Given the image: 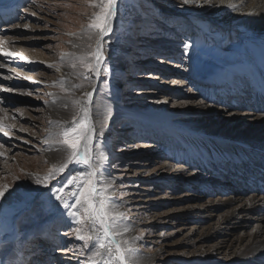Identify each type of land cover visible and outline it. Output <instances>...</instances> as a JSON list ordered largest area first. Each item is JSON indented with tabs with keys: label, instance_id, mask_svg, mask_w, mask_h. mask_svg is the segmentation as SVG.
<instances>
[{
	"label": "rangeland",
	"instance_id": "obj_1",
	"mask_svg": "<svg viewBox=\"0 0 264 264\" xmlns=\"http://www.w3.org/2000/svg\"><path fill=\"white\" fill-rule=\"evenodd\" d=\"M0 8L4 9L2 13L9 10V13H15L8 22L0 24V48L29 54L30 58L20 60L15 57L14 62L0 69L4 76L11 77L4 80L0 76V86L13 88L12 92H4L3 87H0V98H7L6 105L0 104V121L14 126L11 127V138L0 133V143L5 144V148L0 151L6 153L5 157H0V185L14 187L18 184L20 186L15 188L16 193L27 191L33 195L36 192L46 194L47 189L32 183L28 174L43 176L57 162L43 152H54L48 150L49 144L43 142L48 134V121H68L75 111L70 103L67 109L62 108L59 102L51 103L53 97L50 93H55L65 102L70 100L59 86H53V82L67 77L73 84H83V90L73 93L75 98H79L82 91L92 90L88 87L89 81L78 79L72 74L73 70L67 67L70 62L68 58L64 66L59 61L61 53L81 54L87 51L89 43L95 47V41H89L85 34L89 16L94 9L84 0H35V3L32 0H3ZM32 12L36 15L32 16ZM222 20L231 19H223L197 5H184L182 0H122L120 12L113 22L111 42L105 44L110 71L105 72L102 66L98 78L106 88L114 87L120 106L112 94L113 99L109 101L103 97L98 99L103 108L117 118L109 134L102 127L101 143L112 153L111 159L120 165L109 171L117 181L123 180L124 187L117 191L127 193L124 199L131 209V218L136 222L134 234L144 237L137 246L145 260L148 259L146 264H195L194 257L200 253H203L200 256L213 254L216 260L222 262L229 250L237 247L236 242L228 241L232 232H226L227 236L217 233L219 218L233 211L231 204L223 205L222 209L208 206L211 208L206 214L210 217L206 220H174L176 213L186 212L183 209L191 203L200 205L197 207L193 204L196 207L191 210L195 212L208 204L210 199L222 197L227 185L224 178H232L231 184L237 178L234 170L231 171L234 178L228 174L229 169L225 166L221 167L223 173H204L200 163L186 155L185 145L169 129L157 132L153 123L144 121L143 116L138 117L136 113L139 110L159 112L147 108L158 109L163 105L172 112L179 109L193 114L199 110L196 107H202L206 113L194 114V118L212 117L220 122L229 118L230 114L241 116L246 121L242 114L247 112L245 110L258 114L253 110L255 105L248 101L253 97H243L249 92H246L247 84L254 90H262V87L256 88L245 73L236 69L242 57L226 48V43L233 37V29L224 25ZM25 24L28 25L27 29ZM72 33L75 35H70ZM4 40H8V43L3 44ZM69 41L81 47L73 48ZM186 42L192 45L187 55L184 49ZM3 59L0 57V62ZM123 60L127 62L126 67L121 63ZM49 64L54 67H48ZM82 71V68L76 69L77 73ZM212 74H215L217 84H207ZM236 78L241 83L240 92L235 85L231 91L223 90L222 87L220 91L223 92L218 91L219 86L223 85L221 83L231 80L233 84ZM96 81L97 77L91 80L93 87ZM235 90L241 94L231 93ZM220 93L227 98L224 105L225 97L219 98ZM229 95L234 97L229 100ZM243 101H248L251 107H246ZM228 103L230 106H226ZM53 105L54 111L50 107ZM93 106L94 96L91 109ZM263 112L260 111V114ZM185 119L181 116L176 118L178 122L173 121L177 122L178 127H188ZM96 130L99 133L101 126H97ZM211 152L209 155L205 153L207 163L212 162L214 151ZM178 167L196 175L195 178L186 180L182 176L175 180V173L182 175ZM213 167L216 170L219 168L216 165ZM208 184L210 188H206ZM210 189H214V197L209 194ZM41 201L46 202L47 195L34 202L31 197L20 202L17 195L9 200L8 205L0 206V261L3 264L83 262L85 257L78 255L74 248L80 242L74 236L65 235L74 226L67 217L60 215L62 210L56 208V202L42 205ZM173 223L177 224L176 227ZM261 224L264 222L252 221L243 229L247 233L255 232ZM207 230L213 231V235L202 239L200 235ZM240 231V228L237 229L235 234ZM45 233L51 236L49 240L43 238L46 235L42 234ZM227 246H232V249L228 250ZM13 254L16 261H12ZM148 256L156 258L154 263H149ZM253 264L264 263L253 261Z\"/></svg>",
	"mask_w": 264,
	"mask_h": 264
},
{
	"label": "snow or ice",
	"instance_id": "obj_2",
	"mask_svg": "<svg viewBox=\"0 0 264 264\" xmlns=\"http://www.w3.org/2000/svg\"><path fill=\"white\" fill-rule=\"evenodd\" d=\"M32 2L35 3V0ZM84 2L94 9L89 16L85 34L89 41H95V47L93 48L89 43L87 51L81 54L61 53L59 63L64 66V61L68 58L70 62L67 67L73 70L72 74L78 79L89 81L88 87L92 89L91 80L99 77L102 66L105 72L110 71L106 62L105 44L111 42L113 22L120 12L122 0H84ZM2 3L3 0H0V6ZM182 3L200 7L227 4L230 8H236L231 0H182ZM31 15L35 16L36 13L32 12ZM24 27L27 29L28 25L25 24ZM105 37H108L107 41ZM3 43L7 44L8 41ZM68 43L73 48L81 47L72 41ZM191 47L190 43L184 44L185 55ZM17 56L20 60H26V57L18 53L0 48V57L4 58L3 62H0V69L14 62L13 58ZM48 67H54V65L49 64ZM77 68H82L84 71L77 73ZM0 76L4 80L11 79L10 76H4L2 73ZM261 78L264 80V72L261 73ZM53 86H59L67 94L66 98L70 100L65 102L55 93H50L49 95L53 97L51 103L59 102L64 109H67L70 103L75 111L68 121H48V134L43 142L49 144L48 150L56 153L57 162L53 163L43 176L28 174L29 180L39 188L47 189V193L36 192L34 195L27 191L16 193L15 188L20 185L17 184L14 187L0 185V206L8 205L9 200L17 195L20 197V202L27 201L29 197L34 202L39 197L47 195V201H41V204L51 205L53 201L56 202V208L62 210L60 215L67 217L74 226L65 235L74 236L80 242L74 248L78 255L84 256L85 259L83 262L78 261V264H144L145 258L140 254L137 246L144 237L132 235L136 232V222L131 218V209L127 207L128 202L124 199L127 193L121 194L117 191L118 188L124 187L123 180L117 181L109 171V169L119 168L120 165L111 159L101 143L102 122L101 130L97 133L92 119L93 90L82 91L81 96L75 98L73 93L76 90H83L84 85L73 84L67 77L53 82ZM0 87H3L4 92L13 91L12 87ZM27 94L31 95V93ZM6 103V97L0 98V104L6 105ZM16 111L19 112L20 109ZM11 127L14 126L0 121V133L4 137L11 138ZM3 148L5 144L0 143V149ZM5 156L6 153L0 151V157ZM66 172L67 175H65ZM0 264L3 262L0 261Z\"/></svg>",
	"mask_w": 264,
	"mask_h": 264
},
{
	"label": "bare ground",
	"instance_id": "obj_3",
	"mask_svg": "<svg viewBox=\"0 0 264 264\" xmlns=\"http://www.w3.org/2000/svg\"><path fill=\"white\" fill-rule=\"evenodd\" d=\"M231 3L236 5L235 9L228 7L227 4L225 5L217 4L215 6L204 5L203 8L204 11L215 14L216 16H220L223 19L225 18L231 19V20H222V22L224 23V25L233 29V37H231L229 41L226 43V48L233 51L235 54L238 53L242 57V62L236 65V69L245 73V75L248 77V80L250 82H253L256 88L264 87V80H262L261 78V73L264 72V0H231ZM3 10L4 9L0 8V24L5 23L8 19H11L15 15L14 12L9 13L10 10L9 11L6 10L8 12L2 13L1 11ZM249 42H253L255 44L250 45ZM18 54L26 57V60H30V58L28 57L29 54L28 55L22 53H18ZM121 63H124V67L127 66V62L124 60ZM60 73H63L62 70H60ZM210 77L211 78L207 84H213V83L217 84L218 81L215 80V74H212ZM121 81L123 82V79H121ZM231 83H232L231 80H227L221 83L223 85L220 84L221 86L219 87H223L224 85L228 86V84H230L231 86L229 85V87L226 88V90L231 91L234 89ZM240 85L241 83L235 82V87L238 88L239 92H240L239 89ZM247 86L251 87L248 84ZM109 88H106V86L100 83L98 77L94 87L92 88L94 92L93 93L94 106L91 109L92 119L96 125V128L97 126H101V122H102V126L103 128L105 127L106 134L110 133L109 131L110 127L117 121V118L114 117L113 113H108L103 108V106L101 105L98 99L100 97H103L109 101L114 97L117 105L120 106L118 102V98L114 92V87L111 89ZM96 89L103 91L99 92ZM251 89H252V91H250L251 93L249 92L246 93L243 99L254 97V95L257 94L258 92L262 93V90H258V89L254 90V87H251ZM256 91L258 92L255 93ZM239 92L235 90L231 93H234L235 95L241 94ZM110 94H112L113 97ZM220 95L222 96L225 94L220 93ZM213 98L217 99L215 98V96H213ZM224 99L225 101H223L222 103L223 105L225 104L224 102H227V98L225 97ZM259 101L261 103H264V98L262 97ZM226 106H230V104L228 103L226 104ZM50 107L52 108V110L53 109L56 110L54 105ZM250 107L251 106H249V108ZM147 109H152L157 111L160 110V111L152 112L150 110H145V111L139 110L136 112L139 114L137 116L138 117L143 116L144 121H149L153 123L154 130L157 132H163L164 128L169 129L170 133L174 134L177 137V139L182 144L185 145L184 150L186 155H188V157L192 156L195 162L200 163L199 166L203 167L204 173L213 174L214 172L218 174L215 167H213L214 165H216L219 168H221L222 166L228 168L229 169L228 174L230 176H233L231 175V171L234 170V172L237 174V177H242V174L238 172L237 169L241 170V167L245 163L244 159L257 163L264 159V112L261 114L260 112H258V114H256L253 113L252 111L251 113L250 111L245 110L247 112L242 114L245 117L246 121L243 120L241 116L230 114L229 118L220 122L216 118H212V117L194 118L193 117L194 114H200L201 112L206 113V111L202 107H196L195 109H199V110L193 114L179 109L174 110L172 112L171 110L167 109L166 106L163 105L159 106L158 109L152 107H148ZM222 111L223 113L225 112V110ZM213 113L216 114L217 112H213ZM181 116L186 117L184 122L188 124V127H178L176 125V123L178 122L176 118L178 119ZM173 119L176 120L177 122L173 121ZM243 127L244 130H242ZM211 150L214 151L212 162L207 163L206 154L207 155H209L210 153L212 154ZM43 152L45 153V155L46 154L50 155L49 157L53 161H57V156L55 152H46V151ZM107 152L110 154L111 157L112 153L110 152V150H107ZM166 169L169 170L170 168L166 167ZM178 170L182 175L180 174L178 175L177 173H175L177 174V175L175 174L173 175V178L175 180L176 178L180 179L182 176L186 180H188L189 177L195 178L196 176V175H192L190 172H187L188 170H185L184 168L178 167ZM253 175L254 173L250 174V177H253ZM219 177H221V175H219ZM224 180L225 181L227 180L226 181L227 185L226 188L224 189L225 193L222 195V197L219 196L218 198L212 200L210 199L208 201V204L202 205V208L199 210L197 209L195 212H193L191 209L196 207L197 205L196 203H191V205L183 209L184 211L187 210L186 212L176 213V218L174 220H182V221L184 219L185 220L194 219V221H197L199 219L206 220V218L208 219L210 217L206 214V212H208L207 210H210L211 208V207L209 208L208 206H213L214 209L215 208L222 209L223 205L231 204L232 207H234L233 211H231V213L228 214H223L219 218L217 222L219 224V230H217V233L223 236H227L228 233L226 232H232L233 235H230L232 237L229 238L228 241L231 243L236 242L237 247H235L236 249L234 250H229L232 249V246L228 248L229 246L228 245L227 248L229 250V253L226 254V259L222 262L216 260L213 257L214 256L213 254L205 253L204 255L200 256L201 254H203L200 253L199 255H195L198 257H194L193 263L253 264V261H257V262L261 261L264 263V224L263 225L261 224V226L255 232L247 233L244 231L245 229H243L246 228V226L250 222L252 223V221L264 222V195L261 194V192L255 193L243 189L238 190L237 187L235 188V182L234 184H231L232 178L231 179L229 178V180L224 178ZM206 188H210L209 184L207 185ZM213 190L210 189L209 194H211V196L214 197ZM242 191H244L245 193ZM193 204H195L196 206ZM199 206L200 205L198 204L197 207ZM168 212L169 211H167L166 214ZM175 225L177 224L173 223V226ZM239 228L240 230H242V232L240 231V233L235 234L236 230ZM212 232L213 231L207 230V232L205 231V233L203 234L200 233L201 235L200 234L199 235L203 239L206 236H212L213 235ZM132 235L135 234L132 233ZM42 236L45 240H49V238H51V236L48 235L47 233L42 234ZM148 258H150L149 263H154L156 259L150 256H148ZM16 260L17 259L13 254L12 261H16ZM147 261L148 259L144 261V264H146Z\"/></svg>",
	"mask_w": 264,
	"mask_h": 264
}]
</instances>
